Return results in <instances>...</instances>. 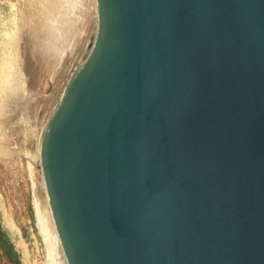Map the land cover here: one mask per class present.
<instances>
[{
	"label": "water",
	"instance_id": "obj_1",
	"mask_svg": "<svg viewBox=\"0 0 264 264\" xmlns=\"http://www.w3.org/2000/svg\"><path fill=\"white\" fill-rule=\"evenodd\" d=\"M41 154L68 264H264V0H97Z\"/></svg>",
	"mask_w": 264,
	"mask_h": 264
},
{
	"label": "rangeland",
	"instance_id": "obj_2",
	"mask_svg": "<svg viewBox=\"0 0 264 264\" xmlns=\"http://www.w3.org/2000/svg\"><path fill=\"white\" fill-rule=\"evenodd\" d=\"M61 4L73 10L66 23L71 38L55 56L60 59L48 60L39 53L53 42ZM96 15L97 0H0V264H50L41 232L50 206L38 148L57 90Z\"/></svg>",
	"mask_w": 264,
	"mask_h": 264
},
{
	"label": "bare ground",
	"instance_id": "obj_3",
	"mask_svg": "<svg viewBox=\"0 0 264 264\" xmlns=\"http://www.w3.org/2000/svg\"><path fill=\"white\" fill-rule=\"evenodd\" d=\"M61 2V1H60ZM58 3V2H57ZM65 4V3H64ZM56 5V4H55ZM53 6V5H52ZM56 7V6H55ZM61 7V8H60ZM59 8V11H62L60 13L62 14H59V15H62V16H59L60 18H57L58 20V25L59 27L57 28V21L55 20L54 23H56V30L53 32L55 33V35L51 38V40L53 41L52 43H50L52 45V47H49L51 45H47V48L44 46H42L43 44H40V46H42L43 48L41 49L40 51V56L42 55V57H46L48 58H54L55 56L61 54L62 56V52L63 50H61V48L63 49L64 47H62L64 41H67L70 37V32H68L70 29V25L66 24L68 22V18L69 16L73 19V15L71 14V12H73V10H71L72 8H70L67 5H63L61 4ZM72 7V6H71ZM52 9V8H51ZM57 9V8H56ZM52 11V10H51ZM54 11V10H53ZM58 11V10H57ZM58 11V12H59ZM52 15V14H51ZM72 15V16H71ZM53 16V15H52ZM70 18V20H71ZM51 19V17H50ZM67 19V21H66ZM51 21V20H50ZM72 21V20H71ZM73 24V23H72ZM52 28H55V27H52ZM69 29V30H67ZM72 36V34H71ZM39 41V40H38ZM44 41V40H43ZM48 41H50V39H48ZM47 42V41H46ZM45 42V43H46ZM68 42V41H67ZM43 43V42H42ZM69 43V42H68ZM37 44V43H36ZM64 45H67V43ZM36 47V46H35ZM49 47V48H48ZM59 47V48H58ZM58 48V49H57ZM66 48V46H65ZM39 49V50H40ZM39 56V58H40ZM60 56V55H59ZM19 57V56H18ZM59 57H57L58 59ZM56 59V57L54 58ZM56 59V60H57ZM60 59V58H59ZM47 60V61H48ZM52 60H50L51 62ZM60 62V60H58ZM55 62V61H54ZM42 63V62H41ZM57 65V64H56ZM52 66V64H51ZM53 67V66H52ZM51 67V68H52ZM53 69V68H52ZM54 72V70H53ZM53 74V73H52ZM30 107V106H29ZM44 127V126H43ZM44 130V129H43ZM42 135H43V132H42ZM41 141H42V136H41V140H40V145H39V150H38V157H39V163H40V170L42 173L41 176L43 177V183H44V187H45V192H46V195H47V198H48V194H47V189H46V185H45V181H44V175H43V166H42V154H41ZM48 203H49V206H50V202H49V199H48ZM37 212V211H36ZM38 217V216H37ZM40 219V218H38ZM42 221H43V229L41 228V232H45V235L47 237V242H48V245L49 246V252H50V255L47 251V259L51 258V261L49 260L48 263L50 262V264H68V261H67V258H66V254H65V251H64V248H63V245H62V241L60 239V235H59V231H58V228L56 226V223H55V220L53 218V214H52V210H51V207H50V210L47 211V214L44 218H42ZM45 222V223H44ZM42 226V225H41ZM43 230V231H42Z\"/></svg>",
	"mask_w": 264,
	"mask_h": 264
}]
</instances>
